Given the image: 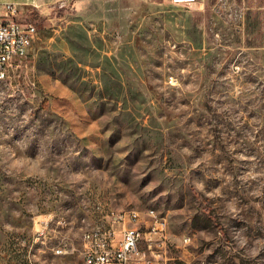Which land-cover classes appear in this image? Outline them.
<instances>
[{"label": "rangeland", "instance_id": "1", "mask_svg": "<svg viewBox=\"0 0 264 264\" xmlns=\"http://www.w3.org/2000/svg\"><path fill=\"white\" fill-rule=\"evenodd\" d=\"M0 1L38 28L0 84V264H84L147 210L167 264H264V0Z\"/></svg>", "mask_w": 264, "mask_h": 264}, {"label": "built area", "instance_id": "2", "mask_svg": "<svg viewBox=\"0 0 264 264\" xmlns=\"http://www.w3.org/2000/svg\"><path fill=\"white\" fill-rule=\"evenodd\" d=\"M171 1L175 6L186 7L199 0ZM37 33L36 23L20 15L19 5L0 2V84L12 83L28 69ZM143 225H150V234H142ZM167 230V220L153 211L112 212L106 222L84 232V264H167ZM183 241L188 244L191 238L184 237ZM143 245L153 246L157 260L143 256Z\"/></svg>", "mask_w": 264, "mask_h": 264}, {"label": "bare ground", "instance_id": "3", "mask_svg": "<svg viewBox=\"0 0 264 264\" xmlns=\"http://www.w3.org/2000/svg\"><path fill=\"white\" fill-rule=\"evenodd\" d=\"M142 234H150V225H143ZM143 256H145L148 260H157V252L154 251V248L151 245H143Z\"/></svg>", "mask_w": 264, "mask_h": 264}, {"label": "crops", "instance_id": "4", "mask_svg": "<svg viewBox=\"0 0 264 264\" xmlns=\"http://www.w3.org/2000/svg\"><path fill=\"white\" fill-rule=\"evenodd\" d=\"M1 2V1H0ZM1 3H5V2H1Z\"/></svg>", "mask_w": 264, "mask_h": 264}]
</instances>
